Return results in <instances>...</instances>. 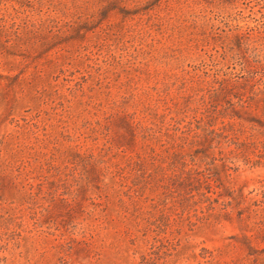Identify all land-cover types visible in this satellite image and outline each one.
<instances>
[{"label": "rangeland", "instance_id": "obj_1", "mask_svg": "<svg viewBox=\"0 0 264 264\" xmlns=\"http://www.w3.org/2000/svg\"><path fill=\"white\" fill-rule=\"evenodd\" d=\"M0 264H264V0H0Z\"/></svg>", "mask_w": 264, "mask_h": 264}]
</instances>
